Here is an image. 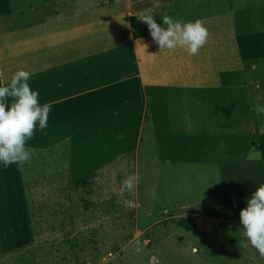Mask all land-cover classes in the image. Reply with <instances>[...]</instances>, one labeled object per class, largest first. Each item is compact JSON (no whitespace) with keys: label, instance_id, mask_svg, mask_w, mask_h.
<instances>
[{"label":"crops","instance_id":"0c3cea01","mask_svg":"<svg viewBox=\"0 0 264 264\" xmlns=\"http://www.w3.org/2000/svg\"><path fill=\"white\" fill-rule=\"evenodd\" d=\"M141 12L152 15L162 27L165 15L182 23L199 19L210 32L209 40L197 56H188L183 50L161 51L148 26L138 20ZM47 26L50 30L43 31L51 37V46L46 47V52L55 49L62 52L61 57L45 54L44 47L31 41L33 34L13 38L15 35L5 34L7 27L0 26V32L6 31L0 34V84L10 82L22 65L28 67L23 70L32 73L46 68L43 92L38 90L39 101L41 105L51 104L53 125L76 110L69 106V100H76L72 96L78 94L79 101L86 97L93 103L92 129H83L82 136L72 141L79 142L78 157L73 156V143L70 144L71 173L83 179L100 167L108 166L114 175L122 174L127 167L125 180L132 162L127 154L135 148V174L146 144L150 148L146 147V151L155 155L158 165L177 170L184 169L179 168L182 166L209 165L230 171L240 169L245 172L244 178L237 174L243 192L234 196L231 207L236 211L235 222L241 223L239 210L247 207L252 193L264 184V161L261 157L256 162L250 160L255 151L251 149L253 139L261 135L260 128L264 126V116L254 111L256 106L264 107V59L243 61L237 37L264 32V0H97L86 10L57 21L48 20L38 27ZM102 37L109 48L97 45ZM137 40L147 44V49L136 48ZM5 52L12 53L11 63L2 59ZM37 53L45 55L36 60ZM153 69L155 77L151 76ZM230 71H244L247 85L224 87L220 75ZM70 76L75 80L69 82ZM86 82L94 86V92L86 91ZM254 164L259 169L248 168ZM115 165L119 166L113 170ZM250 179L254 184L247 186ZM2 182L0 179V247L4 251H0V259L17 242L22 245L27 241L19 239L16 229L21 223V235L23 224L16 206L19 199H15L18 195L14 188H7L15 184ZM135 203L140 206L136 198ZM163 212L170 213L168 209ZM9 215L15 219L13 225L5 223ZM185 218L196 223L192 219L199 217Z\"/></svg>","mask_w":264,"mask_h":264},{"label":"rangeland","instance_id":"374dc122","mask_svg":"<svg viewBox=\"0 0 264 264\" xmlns=\"http://www.w3.org/2000/svg\"><path fill=\"white\" fill-rule=\"evenodd\" d=\"M48 1L51 2L46 4ZM95 1L14 0L13 12L0 18V26L7 27L9 31L5 34L15 35L13 38L33 34L31 41L44 47L45 54L61 57L62 52L55 49L46 52L49 51L46 47L51 46V37L43 29L50 30V27L38 26L86 10ZM3 32L6 31L0 34ZM97 45L104 49L110 46L103 37ZM5 54L2 59L11 63L12 53ZM45 54L37 53L36 60ZM22 68L28 67L22 65ZM45 71L46 68H38L35 73L29 70L34 75L29 81L33 90L43 92ZM151 76H156L155 69L151 70ZM67 80L75 79L70 76ZM86 83V91L94 92V86ZM72 97L76 100H69V106L76 110L69 112L67 118L61 122L56 120L53 125L49 116V124L42 132L37 124L34 142L27 144L34 152L30 162L23 166L0 165L2 183L15 184L7 188H14L18 195L15 199H19L20 206L15 204L23 224L21 235L18 228L21 223L16 229L19 239L27 240L22 245L17 242L0 259V264H264V258L244 236L243 225L233 218L236 211L231 207L232 200L243 192L237 174L244 178L245 172L240 169L230 171L227 167L209 165L182 166L179 168L184 169L177 170V167L158 165L155 155L146 151V147L150 150L146 144L139 155L137 173L141 179L135 196L119 193L127 167L125 172L115 175L108 166L83 179L72 174L70 144L82 136L83 129H92L94 117L89 98L81 96L83 100L79 101L78 94ZM78 144L77 140L72 144L74 157L79 154ZM133 149L127 154L132 158L129 175L135 170L136 150ZM257 153L252 151V162L261 157ZM256 167L258 164L248 168ZM252 183L250 179L247 186ZM135 198L140 206L129 208L124 203L125 200L135 202ZM165 209L170 213H164ZM177 214L182 218L198 215L199 218L192 219L197 229L189 231L178 226ZM13 218L9 215L5 223L13 225ZM0 251L4 249L0 247Z\"/></svg>","mask_w":264,"mask_h":264},{"label":"clouds","instance_id":"9594fccd","mask_svg":"<svg viewBox=\"0 0 264 264\" xmlns=\"http://www.w3.org/2000/svg\"><path fill=\"white\" fill-rule=\"evenodd\" d=\"M138 17L148 26L151 37L161 51L175 53L183 50L188 56H197L210 37L208 28L199 19L182 23L165 15L162 27L150 14L141 12ZM136 45V48L145 50L148 47L140 40L136 41ZM255 68L253 64L252 69ZM31 75L29 71L21 69L12 76L10 82L0 84V165L4 167L23 166L30 162L34 152L27 144L33 139L37 124L41 132L48 126L51 104L41 105L39 92L33 90L29 83ZM254 111L258 116H264V107L256 106ZM260 134L264 135V126L260 128ZM140 179L139 173L129 175L121 184L119 193L123 195L127 192L135 196ZM124 203L129 208L138 206L131 200H125ZM240 222L244 236L264 258V184L252 193L247 207L240 211Z\"/></svg>","mask_w":264,"mask_h":264},{"label":"trees","instance_id":"16d2710c","mask_svg":"<svg viewBox=\"0 0 264 264\" xmlns=\"http://www.w3.org/2000/svg\"><path fill=\"white\" fill-rule=\"evenodd\" d=\"M14 0H0V18L13 12ZM239 52L243 61L264 59V32L239 35L237 37ZM224 87L245 86L247 77L244 71L223 72L220 75ZM149 123V115L146 114V124ZM147 127V125H146ZM148 127L149 124H148ZM251 149L258 151L261 160L264 161V135H257L253 139ZM178 226L189 231L196 230L197 226L188 218L177 219Z\"/></svg>","mask_w":264,"mask_h":264}]
</instances>
